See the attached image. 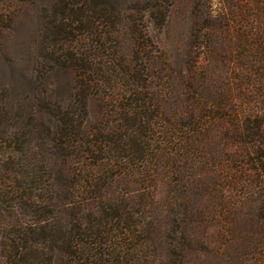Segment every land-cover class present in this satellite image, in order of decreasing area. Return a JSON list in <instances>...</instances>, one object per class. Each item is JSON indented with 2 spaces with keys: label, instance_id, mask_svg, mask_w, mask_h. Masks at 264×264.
<instances>
[{
  "label": "trees",
  "instance_id": "obj_1",
  "mask_svg": "<svg viewBox=\"0 0 264 264\" xmlns=\"http://www.w3.org/2000/svg\"><path fill=\"white\" fill-rule=\"evenodd\" d=\"M175 1L45 5L35 80L71 84L0 92V264H264V0L193 2L177 67L158 45ZM28 2L0 0V25Z\"/></svg>",
  "mask_w": 264,
  "mask_h": 264
},
{
  "label": "rangeland",
  "instance_id": "obj_2",
  "mask_svg": "<svg viewBox=\"0 0 264 264\" xmlns=\"http://www.w3.org/2000/svg\"><path fill=\"white\" fill-rule=\"evenodd\" d=\"M27 4H15L12 6L8 16L10 22H4L0 25V92H4L10 101L23 100L25 103H31L32 97L41 95V93L58 96L67 95L68 88L71 84L70 77L65 72L53 74L48 70V73L36 82L35 65L38 61V41L42 28V17L45 15V5L52 0H28ZM120 2V0H114ZM196 0L188 2V0H176L170 14V19L163 30L158 33L159 47L163 50L165 56L169 58V62L174 66H180L184 59L183 54L189 48L191 43V28L193 7ZM198 1V0H197ZM200 2L202 0H199ZM211 9L224 8L226 11L240 12L244 6L248 5L251 0H209ZM19 3V2H18ZM252 3V2H251ZM123 9L130 8L131 3L123 4ZM1 6V4H0ZM2 8L0 9L1 12ZM264 19V16H262ZM42 35V34H41ZM232 35L228 37L225 43L231 41ZM40 62V61H39ZM49 68V67H48ZM94 115L91 113V121H94V116L97 115V109L94 107ZM176 137V138H175ZM177 135L174 140L166 144L157 145L160 149L157 154H162L161 150L178 158V139ZM159 139H161L158 136ZM172 138V137H170ZM162 140V139H161ZM205 160L208 163L205 166L199 165L195 168V177L206 180L210 176L216 174V162L211 156L209 149H203ZM158 171V169H157ZM162 172V169L159 168ZM169 180V179H168ZM172 180V179H171ZM173 182V180H172ZM163 183V182H162ZM162 188L159 189L160 197L165 198L167 195L173 203L174 191L171 185H167L164 181ZM124 188L120 184L109 183L106 188L108 193L121 192ZM207 202V201H205ZM171 203V205H173ZM208 203V202H207Z\"/></svg>",
  "mask_w": 264,
  "mask_h": 264
}]
</instances>
